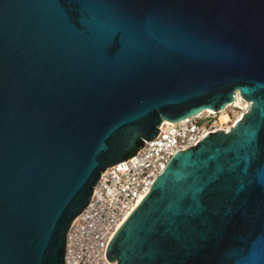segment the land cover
<instances>
[{
	"label": "water",
	"instance_id": "water-1",
	"mask_svg": "<svg viewBox=\"0 0 264 264\" xmlns=\"http://www.w3.org/2000/svg\"><path fill=\"white\" fill-rule=\"evenodd\" d=\"M237 90L249 113L176 153L109 262L264 264V0H0V264H65L106 169Z\"/></svg>",
	"mask_w": 264,
	"mask_h": 264
},
{
	"label": "built area",
	"instance_id": "built-area-1",
	"mask_svg": "<svg viewBox=\"0 0 264 264\" xmlns=\"http://www.w3.org/2000/svg\"><path fill=\"white\" fill-rule=\"evenodd\" d=\"M253 103L240 90L216 113L204 112L170 124L163 122L158 136L145 143L136 155L107 168L93 189L87 208L76 217L66 237L65 264H117L106 250L142 198L151 192L176 153L198 146L208 134L230 133L249 113ZM224 111L229 121L222 123Z\"/></svg>",
	"mask_w": 264,
	"mask_h": 264
},
{
	"label": "bare ground",
	"instance_id": "bare-ground-1",
	"mask_svg": "<svg viewBox=\"0 0 264 264\" xmlns=\"http://www.w3.org/2000/svg\"><path fill=\"white\" fill-rule=\"evenodd\" d=\"M225 109V108H224ZM204 112H207V108L206 109H201V112L200 113H204ZM220 121L224 124V123H227L228 121H229V117H228V115L224 112V111H222V114L220 115ZM147 198V197H146ZM146 198H142L140 201H139V203H138V205L136 206V208L146 199ZM135 211V210H134ZM133 213V212H132ZM132 215V214H131ZM131 215H129L128 216V218L131 216ZM128 218L125 220V222L128 220ZM125 222H124V224H125ZM123 224V225H124Z\"/></svg>",
	"mask_w": 264,
	"mask_h": 264
},
{
	"label": "trees",
	"instance_id": "trees-1",
	"mask_svg": "<svg viewBox=\"0 0 264 264\" xmlns=\"http://www.w3.org/2000/svg\"><path fill=\"white\" fill-rule=\"evenodd\" d=\"M140 143H141V139H140V141H139ZM138 146H136V147H134L129 153H128V156L129 155H132L133 153H135L137 150H138Z\"/></svg>",
	"mask_w": 264,
	"mask_h": 264
}]
</instances>
